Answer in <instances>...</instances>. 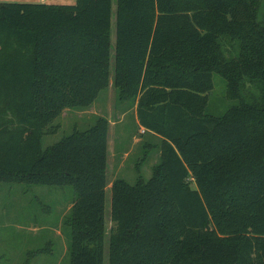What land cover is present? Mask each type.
Instances as JSON below:
<instances>
[{
    "label": "trees",
    "instance_id": "obj_1",
    "mask_svg": "<svg viewBox=\"0 0 264 264\" xmlns=\"http://www.w3.org/2000/svg\"><path fill=\"white\" fill-rule=\"evenodd\" d=\"M259 7L117 0L114 86L163 153L148 181L111 182L108 233L107 119L45 150L41 140L65 109L89 107L109 86L113 0L0 1V181L74 187L71 264H103L106 238L109 264H264ZM214 72L239 100L221 115L206 113ZM247 81L259 88L251 101Z\"/></svg>",
    "mask_w": 264,
    "mask_h": 264
},
{
    "label": "rangeland",
    "instance_id": "obj_2",
    "mask_svg": "<svg viewBox=\"0 0 264 264\" xmlns=\"http://www.w3.org/2000/svg\"><path fill=\"white\" fill-rule=\"evenodd\" d=\"M16 2V0H12ZM77 0H46L49 4H75ZM117 0H113L111 31V78L92 105L65 109L51 124L54 133L45 134L41 147L60 141L74 129H86L98 118L109 123L108 168L110 182L106 190L105 216L107 232L110 220L111 182L123 178L131 184L148 181L163 153L162 138L139 125L136 106L120 99L114 86ZM258 19H264V0H260ZM227 55H229L226 52ZM206 113L221 115L239 103L227 94L224 77L214 72ZM259 92L257 84L247 81L242 98L251 101ZM77 194L71 185L6 183L0 181V264H71L70 226L66 223ZM42 249H45L42 251ZM36 252L33 254V252ZM31 254V255H30ZM103 264H109V240L104 246Z\"/></svg>",
    "mask_w": 264,
    "mask_h": 264
},
{
    "label": "crops",
    "instance_id": "obj_3",
    "mask_svg": "<svg viewBox=\"0 0 264 264\" xmlns=\"http://www.w3.org/2000/svg\"><path fill=\"white\" fill-rule=\"evenodd\" d=\"M1 2H13L12 0H0ZM46 0H16V2L45 3Z\"/></svg>",
    "mask_w": 264,
    "mask_h": 264
}]
</instances>
